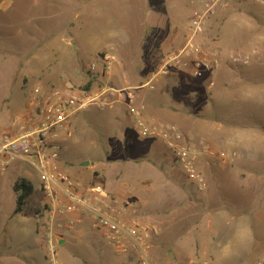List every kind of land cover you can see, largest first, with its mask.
I'll use <instances>...</instances> for the list:
<instances>
[{
	"label": "rangeland",
	"instance_id": "1",
	"mask_svg": "<svg viewBox=\"0 0 264 264\" xmlns=\"http://www.w3.org/2000/svg\"><path fill=\"white\" fill-rule=\"evenodd\" d=\"M227 1L226 7L218 9L208 19L205 32L200 36V41L205 42V46L220 52V63L213 70L217 72L213 74L203 72L196 78L175 72L167 78H162L153 90L146 87L137 90L142 114L146 116L147 112L157 107H167L169 112L166 108L165 112L168 114L163 113V119L177 124L185 140L191 141L190 143L195 140L189 134L190 117L203 121L206 119L209 123L221 122L232 125L231 122L235 121V125L239 124L238 122L245 125L250 119L243 115L247 116L248 111L257 110L259 113L264 111V91L260 92L259 96L257 94L250 96V100L244 101L242 97L241 101L235 102L224 99L226 97L220 94L227 92L225 86L231 85L228 87L229 92H234L238 88L228 83L233 82L232 75L240 68L252 63L264 65L262 54L264 32L257 37H254L253 32L245 34L246 48L242 47L244 44H239L242 46L230 45L231 48L227 49L218 44L217 34H210L212 37L208 34L212 18L222 10H227V14L243 12L247 16L251 14L264 16V0ZM172 3L181 29H187L196 2L175 0ZM47 10L49 11V8ZM33 12V9L26 10V16H18L17 13L10 14L6 9H0V131L17 130L16 118L25 111L34 87L42 89L72 87L75 90H82L89 81L91 85L88 90L100 84H109L113 87L119 84L140 86L145 82L146 75L157 67L162 55L169 52L160 53V50L151 53L148 52L147 46L138 49L135 46L131 48L124 45L127 59L124 70L122 69L124 73L120 69V76L106 78L100 74L101 61L94 48L102 51L107 48L108 52H114L107 43L100 42V36L105 31L98 27L97 18L94 23L90 22L92 23L90 28L82 25L80 17L74 22L75 25L64 23L61 18L57 23L47 19L42 23V28L37 29L35 21L29 19ZM26 19L30 21L24 27L20 26V32L7 34L9 30L7 21L22 22ZM125 33L123 31L121 34ZM63 37L65 40L72 38L75 43L66 42L65 46L64 44L58 46L56 41ZM53 39L56 45L52 42ZM232 53L250 54L249 63L233 64L229 60ZM142 56H147L146 61H143ZM90 64L99 67L92 71L89 70ZM259 82L264 85V79L260 78ZM192 91H195L194 97ZM110 99L113 100L115 97ZM125 108L121 101L113 100L111 105L89 107L75 115L67 139L62 143L59 158L61 167L67 169L71 176L83 181H99L109 193L122 198L128 208L126 214L128 221L157 228L158 234L149 244L150 253L156 252L158 255L156 260H152L154 264H184L189 259H208L215 264V258L208 253L212 251L214 245L212 243L216 241V231L214 232L215 229L211 227L212 221H209L213 218L209 212L216 206L225 208L221 201L217 202L219 191L214 188L205 193L189 182L162 142L146 139L137 134ZM171 112H178L177 117ZM235 112L241 115L237 119L231 115ZM226 114H230L231 117ZM86 161L88 163L83 165L82 163ZM208 162L206 157H201L200 165L201 169L205 170L203 171L205 175ZM233 162L220 163L232 165ZM244 168L249 170L250 166ZM232 174L231 169H225L221 193H231L228 188L231 186L229 178L233 177ZM22 175L31 179L33 194L24 205L26 215L24 214L16 225V231H19L17 240L23 243L20 252L24 254L35 250L43 264H46L42 259L40 246L29 247L34 230L33 223L41 222L44 215L45 197L39 188L37 172L22 162L14 161L5 170L0 171V213L7 215L14 207L15 196L11 182ZM257 184V188L263 190L264 183ZM104 238L95 231H90L88 237L79 238L78 242H83V247L87 249L84 254L74 252L83 249L79 246L72 250L75 240L71 239L73 242L59 249L64 264H134L124 256L117 255ZM84 251L83 249L81 253ZM217 262L216 264H264V241L260 242L245 261L236 262L224 257Z\"/></svg>",
	"mask_w": 264,
	"mask_h": 264
},
{
	"label": "crops",
	"instance_id": "2",
	"mask_svg": "<svg viewBox=\"0 0 264 264\" xmlns=\"http://www.w3.org/2000/svg\"><path fill=\"white\" fill-rule=\"evenodd\" d=\"M173 1L175 0H0V9H6V12L10 14L17 13L18 16H26V10L33 9V15L29 16V19L35 21L37 29L42 28V23L47 19L54 20L57 23L61 18L60 20H64V23L75 25L74 22L78 21L80 17L82 25L90 28L92 24L90 22L94 23L95 18H97L98 27L105 31L100 36V42L107 43L114 53L108 52L107 48L103 51L94 48V51L98 57L102 53H109L116 59L110 63V69L103 75L107 78L109 76H120V69L124 73V64L127 62L124 45H129L131 48L135 46L138 49H144L147 46L148 52L151 53L160 50V53L170 52L181 45L184 34H186V28L182 30L176 20L177 12L174 3H172ZM47 8H49V11ZM242 13L227 14V10H222L212 18L208 34H217L218 44L223 46L224 49L231 48V46L241 47L244 43L246 44V37L244 36L248 32L255 33L254 37L260 36V33L264 32V16H261V14L247 16V14ZM29 19L22 22H18V20H15L16 22L7 21L9 23L7 34L20 32L21 27H24L30 21ZM17 26L21 27L17 28ZM260 26L262 30H260ZM123 31L126 32L125 35L121 34ZM210 36L212 37V35ZM65 39L63 37L61 40L56 41L57 45L64 44L63 46H65L66 42L75 43L72 38ZM52 42L55 43L54 39ZM245 44L242 47L246 48ZM262 54H264V51ZM146 58L147 56H142L143 61H146ZM263 66L252 63L247 67L240 68L238 72L232 75L233 82L229 81L228 83V85L231 83L238 86V88L234 92H229L228 87L231 85L225 86L227 92L220 94L226 97L224 99H229L230 102L241 101L242 97L244 101H247L250 100V96H255V94L259 96V93L264 91V85L259 82L260 78L264 79ZM215 72L217 70L207 73L213 74ZM148 75H146V79ZM124 86L127 85L119 84L115 88ZM130 86L137 88L135 89L136 93L138 89L145 88ZM192 93L194 97L195 91H192ZM253 98L255 99V97ZM171 107L176 108L175 106ZM166 108L157 107L155 110L147 112L146 118L169 123L162 116L163 113L168 114L169 110ZM165 109L167 112H165ZM177 113L171 112L175 117H177ZM231 115L235 116L236 119L241 116L238 112ZM231 115L226 114L228 117H231ZM243 117L250 119L245 122V125L240 122L235 125V121L231 122L232 125L221 122L209 123L206 119L203 121V119L199 120L191 117L188 121L191 127L189 134L195 138L194 142L202 141L215 151L227 149L235 151L237 154L232 165H222L219 162L220 160L214 156H202L209 161L205 175L208 185L204 192L208 193L215 188L221 194L220 196L217 193L219 198L217 202L221 201L225 207L219 208V206H216L209 212L213 219H210L209 221L212 222L208 223L215 229L214 232L216 231V241L212 243L214 244L212 251L208 253L215 258V264L216 261L220 262L224 257L236 262L245 261L252 255L260 242L264 241V188L263 190L257 188V183H264V111L259 113L257 110H251L248 111L247 116L243 115ZM129 120L131 121V119ZM61 166L62 164L59 163L58 167L68 173V170L63 169ZM249 166V170L244 168ZM225 169L233 171V177L229 178L231 186L228 188L231 193H221ZM38 179L40 180V177ZM224 194L227 195L224 196ZM14 207L10 209L7 215L0 213V264H43L38 256L39 253L35 250L21 254L20 247L23 246V243L17 240L19 231H16V225L22 220L25 213L15 214ZM39 213L40 211H38L37 216H39ZM33 225L34 230L30 237L31 245L29 247L39 245L43 253L42 259L45 262L41 222H34ZM90 231L92 230L86 221L77 225L73 230L60 231L58 234L59 249L61 246H66L75 240L72 250L74 251L75 246H79L85 251L81 253L83 249H80L74 252L84 254L87 249L83 247V242H78V240L81 237H88ZM151 256L152 260H156L158 255L156 252H152ZM59 257L64 264L61 253Z\"/></svg>",
	"mask_w": 264,
	"mask_h": 264
},
{
	"label": "built area",
	"instance_id": "3",
	"mask_svg": "<svg viewBox=\"0 0 264 264\" xmlns=\"http://www.w3.org/2000/svg\"><path fill=\"white\" fill-rule=\"evenodd\" d=\"M190 1L197 5L189 18L183 42L177 49L162 55L157 67L140 87L155 89L162 78L175 72L196 78L219 65L220 52L205 46L200 36L205 32L208 19L218 9L226 7L228 1ZM99 58L102 76L116 59L109 53H103ZM250 58V54L229 55L233 64H248ZM98 67L90 64L89 70L95 71ZM135 89L129 85L115 88L108 84L89 90L34 87L25 111L16 118L17 130L0 131V171L19 161L40 177L39 188L45 197L41 227L46 264H63L59 257V232L73 230L85 221L92 231L105 237L106 243L117 255L134 264H154L149 244L158 234L157 228L128 221V208L122 198L109 193L103 184L83 181L58 167L62 143L67 139L71 122L79 112L89 107L111 105L113 100L121 101L137 134L162 142L185 178L201 191H205L208 185L200 167L203 155L214 156L222 163L234 161L235 151H215L202 141L190 143L177 124L147 119L141 112L142 106ZM113 97L115 99L111 100ZM184 264L212 263L208 259H189Z\"/></svg>",
	"mask_w": 264,
	"mask_h": 264
},
{
	"label": "trees",
	"instance_id": "4",
	"mask_svg": "<svg viewBox=\"0 0 264 264\" xmlns=\"http://www.w3.org/2000/svg\"><path fill=\"white\" fill-rule=\"evenodd\" d=\"M91 82L89 81L84 90H88L90 88ZM96 176L97 174L94 173ZM93 183H100L99 181L93 180ZM102 184V183H100ZM11 188L14 192L15 198H14V213L18 214H24L25 213V207L26 200L33 194V184L30 181V178L22 175L18 176L15 180L12 181Z\"/></svg>",
	"mask_w": 264,
	"mask_h": 264
},
{
	"label": "water",
	"instance_id": "5",
	"mask_svg": "<svg viewBox=\"0 0 264 264\" xmlns=\"http://www.w3.org/2000/svg\"><path fill=\"white\" fill-rule=\"evenodd\" d=\"M86 163H88V161H86V162H84V163H82V164L85 165Z\"/></svg>",
	"mask_w": 264,
	"mask_h": 264
}]
</instances>
